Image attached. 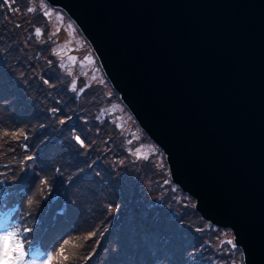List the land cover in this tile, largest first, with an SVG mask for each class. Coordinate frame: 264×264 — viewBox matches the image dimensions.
<instances>
[{
	"label": "water",
	"instance_id": "1",
	"mask_svg": "<svg viewBox=\"0 0 264 264\" xmlns=\"http://www.w3.org/2000/svg\"><path fill=\"white\" fill-rule=\"evenodd\" d=\"M72 19L171 180L264 264V0H45Z\"/></svg>",
	"mask_w": 264,
	"mask_h": 264
},
{
	"label": "trees",
	"instance_id": "2",
	"mask_svg": "<svg viewBox=\"0 0 264 264\" xmlns=\"http://www.w3.org/2000/svg\"><path fill=\"white\" fill-rule=\"evenodd\" d=\"M17 5L20 0H0V91L19 92L28 103L18 117L20 124L4 128L0 135V165L7 166L10 193H17L13 205L32 194L37 176H43L39 167L47 154L71 167L64 185L43 183L36 202L42 214L38 234L30 237L33 251L18 241L24 264L38 260L43 264L57 242L69 257L65 264H224L232 249L242 263L240 248L234 241L229 245L233 239L222 241L224 227L204 219L195 199L171 180L167 162L158 161V153L165 155L157 144V152L142 158L129 152L132 140L127 141L111 117L101 113L118 92L108 81L72 86L70 73L53 50L54 42L41 41L43 35L36 34L47 25V13L19 16ZM53 86L59 88L55 94ZM39 87L44 95L52 94L48 109L30 98ZM57 102L62 106L59 119L52 114L60 110L54 109ZM1 112L0 108V127ZM6 137L18 142L5 143ZM15 170L17 174H11ZM64 213L77 217L76 227L80 217L90 219L93 230L88 239L72 235L76 227L67 224L70 218ZM0 214L12 224L16 210L12 206ZM65 240L72 246L64 245ZM74 247L82 251L72 254Z\"/></svg>",
	"mask_w": 264,
	"mask_h": 264
},
{
	"label": "rangeland",
	"instance_id": "3",
	"mask_svg": "<svg viewBox=\"0 0 264 264\" xmlns=\"http://www.w3.org/2000/svg\"><path fill=\"white\" fill-rule=\"evenodd\" d=\"M29 9H32V11H29ZM15 11L19 16H27V14L30 13L34 16L36 14L47 13V25L38 28L40 32L39 36L43 35L40 40L42 41L47 39L54 42L53 50L57 53L61 66L64 70L70 73L69 78L72 86H75L74 84H76V82L80 84H85L86 82L89 84L95 81L103 84H106L107 81L109 82L90 43L82 35L80 29H78L65 11L59 7L49 5L45 2V0L42 2L40 0H20V5L16 6ZM0 68L2 67L0 66ZM80 78L82 80H80ZM58 89V87L53 86L51 92L53 91V94H55ZM1 93L2 91H0V108L2 111L0 135L4 132V128L16 127V125L20 124L18 117L28 104L27 100L26 102L23 100V98L26 97L21 95L19 92H13L10 95H3ZM51 96L52 94L50 93L48 95H44V93L40 90V87L36 88L34 92L30 94V98H36L40 101L43 109L49 108V97ZM111 98V102L106 104L108 106L105 105L104 108L101 109V113L111 117L127 141L132 140L134 148L132 149L130 147L128 149L129 152L135 153V156L138 158L157 152V149L155 148L156 143L139 126L133 114L120 98L119 93L116 96L113 95ZM57 108H60V110L57 112L52 111V114L54 117L59 119L60 117H58L57 114L62 110L60 102H57L54 109ZM145 135H147L148 138L145 137ZM7 139H11L10 143L18 142V139L12 140V138L6 137L4 140L5 143H9L6 141ZM157 157L158 161L160 160V163H163V161L166 162L165 156L158 153ZM119 161L120 160L116 156L115 165L118 166L117 162ZM6 167L0 165V210L14 206L16 215L13 220L14 222L9 224L8 222L10 219L7 216L0 214V237L4 236L8 232H13L15 233V240L22 241L26 250L30 252L33 251V247L35 246L34 242L30 241V237L38 234V221L39 217L42 216L36 202L39 199V192L43 191V183H48L54 186L64 185L66 180L70 178V175L65 176L66 170L71 172V167L64 162L58 163V161L51 160L47 154L42 159V165L39 167L40 173L43 174L42 178L40 179V177L37 176V180L39 182L33 188L32 194L29 196H21V202L16 205H13V199L17 197V193H10L11 185H8L10 176ZM26 171L30 172L31 170L26 169ZM11 172L13 175L17 174L16 170ZM63 215L68 217L66 213ZM76 222V216L67 220V224L73 225L74 228L76 227ZM63 224L64 223L60 226ZM228 229V227H224L220 230V232L224 233V239L222 241L233 239V233ZM92 230L90 219L88 217H80L78 219V226L72 235L78 237L80 241H85L89 238ZM222 241L216 240V243H220ZM1 242L2 241H0V243ZM232 243L233 240L229 243V245L232 246ZM60 246V242H57L50 247L44 256L45 258L43 259V264H48V256L59 252ZM69 246H72L71 241ZM76 251L78 252L75 253ZM81 251L82 247H74L71 249L72 254H78ZM231 252L232 253H230L229 256H226L224 264H244L242 250V263L239 260V254H237L233 249ZM228 253L229 252H227V254ZM59 259L60 258L54 260L52 264H60ZM33 264H41V261H34ZM63 264H65V262H63Z\"/></svg>",
	"mask_w": 264,
	"mask_h": 264
},
{
	"label": "snow or ice",
	"instance_id": "4",
	"mask_svg": "<svg viewBox=\"0 0 264 264\" xmlns=\"http://www.w3.org/2000/svg\"><path fill=\"white\" fill-rule=\"evenodd\" d=\"M4 2L6 3L7 0H4ZM29 11H32V9H29ZM36 34H40L39 29H37ZM76 139L77 142L81 144L83 143L79 137ZM0 241H2V243H0V264H24L25 253L23 251V246L15 240V233L8 232L4 236L0 237ZM69 243L70 241L68 240L64 241V245H69ZM64 253L65 247L62 245L59 252L48 256V264H52V262L57 258H60L61 264H63V261H67L69 259V257Z\"/></svg>",
	"mask_w": 264,
	"mask_h": 264
},
{
	"label": "clouds",
	"instance_id": "5",
	"mask_svg": "<svg viewBox=\"0 0 264 264\" xmlns=\"http://www.w3.org/2000/svg\"><path fill=\"white\" fill-rule=\"evenodd\" d=\"M113 87V86H112ZM162 150V149H161ZM164 153V152H163ZM165 155V154H164ZM169 169V168H168ZM195 203V202H194ZM231 230V229H230Z\"/></svg>",
	"mask_w": 264,
	"mask_h": 264
}]
</instances>
